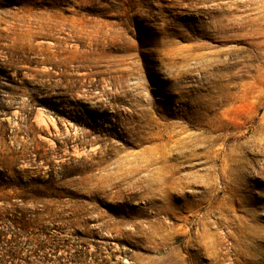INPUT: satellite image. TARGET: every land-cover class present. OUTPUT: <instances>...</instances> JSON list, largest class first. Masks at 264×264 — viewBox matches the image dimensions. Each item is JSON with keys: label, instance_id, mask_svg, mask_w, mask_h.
Masks as SVG:
<instances>
[{"label": "rangeland", "instance_id": "obj_1", "mask_svg": "<svg viewBox=\"0 0 264 264\" xmlns=\"http://www.w3.org/2000/svg\"><path fill=\"white\" fill-rule=\"evenodd\" d=\"M0 264H264V0H0Z\"/></svg>", "mask_w": 264, "mask_h": 264}]
</instances>
